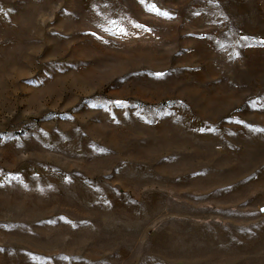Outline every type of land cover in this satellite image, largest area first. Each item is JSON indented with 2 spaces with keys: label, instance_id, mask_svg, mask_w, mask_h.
<instances>
[{
  "label": "rangeland",
  "instance_id": "374dc122",
  "mask_svg": "<svg viewBox=\"0 0 264 264\" xmlns=\"http://www.w3.org/2000/svg\"><path fill=\"white\" fill-rule=\"evenodd\" d=\"M262 210L264 0H0V264H264Z\"/></svg>",
  "mask_w": 264,
  "mask_h": 264
},
{
  "label": "snow or ice",
  "instance_id": "6c2138e0",
  "mask_svg": "<svg viewBox=\"0 0 264 264\" xmlns=\"http://www.w3.org/2000/svg\"><path fill=\"white\" fill-rule=\"evenodd\" d=\"M166 15V14H165ZM262 211H264V210H262Z\"/></svg>",
  "mask_w": 264,
  "mask_h": 264
}]
</instances>
